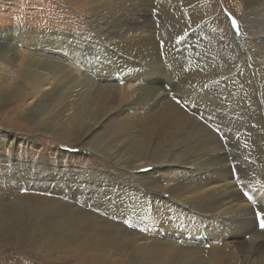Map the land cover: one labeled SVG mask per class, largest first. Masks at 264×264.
I'll return each mask as SVG.
<instances>
[{
    "label": "bare ground",
    "instance_id": "6f19581e",
    "mask_svg": "<svg viewBox=\"0 0 264 264\" xmlns=\"http://www.w3.org/2000/svg\"><path fill=\"white\" fill-rule=\"evenodd\" d=\"M98 1L94 22L108 26L99 41L6 35L0 51V98L25 106L29 132L103 154L142 186L72 166L52 172L43 189L58 217L46 233L92 223L101 247L120 239L123 255L142 264H264L255 214L264 209V0H244L243 34L232 43L189 23L180 32L189 70L177 64L183 40L151 50L159 36L151 25L158 9H210L213 0ZM118 14L123 23L109 27ZM204 50L230 69H199L193 57ZM187 138L194 152L179 149ZM14 203L0 198L1 224Z\"/></svg>",
    "mask_w": 264,
    "mask_h": 264
},
{
    "label": "rangeland",
    "instance_id": "374dc122",
    "mask_svg": "<svg viewBox=\"0 0 264 264\" xmlns=\"http://www.w3.org/2000/svg\"><path fill=\"white\" fill-rule=\"evenodd\" d=\"M100 5L98 0H0V51L6 50L11 44L6 35H23L28 40L37 37L47 39L52 35H77L90 42L99 41L100 30L108 28L94 22L95 9ZM243 15L244 0H213L210 9L201 7L189 12L188 7L177 14L158 9L155 23L151 27L159 36L151 43V50L164 42L173 47L183 40L179 46L180 62L177 64H184L189 70V38H183L180 32L189 30V23H199V27L201 23L202 30L212 28L215 34H222L228 43H232L234 39L231 34L237 38L242 37ZM120 16L118 14L111 19L109 27L123 23ZM233 19L237 25H233ZM161 51L159 48V53H164ZM207 53L208 50H204L201 56L193 57L195 61L200 59L199 69L215 65L230 69L220 57L204 56ZM206 59L211 65H207ZM242 61L240 57L237 65ZM1 97L0 198L5 203L13 199L15 206H11L4 215L10 223H0V264H142L123 255L120 239H116L113 246L101 247L98 243L102 239L94 237L95 228L92 223L77 226L73 222L71 226L75 225V228L69 227L64 233H46L44 224L48 219L58 217V211L52 209L54 200L43 189L44 180L52 172L58 173L72 166L75 171L95 179H103L104 174L111 173L113 177L127 180L137 188L142 189V186L135 180L133 172L120 170L114 160L103 154L93 150H69L67 145L55 143L48 136L29 132L23 124L27 123L23 116L25 106L15 102L8 94ZM230 134H237L238 139L247 136L239 130ZM110 135L113 134H108V137ZM192 141L189 138L183 140L179 149L187 153L194 152L195 146L190 145ZM160 171H164V168ZM19 185H25L26 189L20 191ZM258 229L264 231L259 222ZM102 232L108 237L106 235L109 232Z\"/></svg>",
    "mask_w": 264,
    "mask_h": 264
},
{
    "label": "snow or ice",
    "instance_id": "6c2138e0",
    "mask_svg": "<svg viewBox=\"0 0 264 264\" xmlns=\"http://www.w3.org/2000/svg\"><path fill=\"white\" fill-rule=\"evenodd\" d=\"M232 23H233V25H237V22L235 19H233ZM161 46H163V45H161ZM217 131H219V130L217 129ZM221 138L223 139V137H221ZM249 199H251V198L249 197ZM255 214L259 218L260 228L264 229V209L257 211Z\"/></svg>",
    "mask_w": 264,
    "mask_h": 264
}]
</instances>
